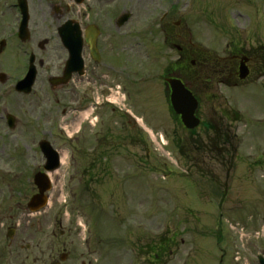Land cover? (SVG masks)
<instances>
[{
    "label": "rangeland",
    "instance_id": "obj_1",
    "mask_svg": "<svg viewBox=\"0 0 264 264\" xmlns=\"http://www.w3.org/2000/svg\"><path fill=\"white\" fill-rule=\"evenodd\" d=\"M110 11L112 15L116 11L132 13L122 34V46L127 52L126 63L134 68L137 86H133L136 91L124 105L134 103L135 115L145 118V125L155 132L154 141L146 131L150 141H130L131 125L121 128V121L113 119L107 109L86 117L84 111L71 112L66 107L70 106L72 92L56 97L44 77L39 78L31 95L9 91L24 56L5 54L0 59V72L8 74L6 82H0V190L9 195L13 186L19 201L29 183V193L33 194V175L45 163L39 151L41 140L50 141L64 157L61 168L51 177L48 207L30 216L31 248L30 253H24L29 256L26 264H49L58 251L56 260L61 253H68L65 264H258L257 256L264 251V231L258 220V213L264 211L263 200L255 203L254 210L250 205L255 200L253 192H259L253 181L263 174L254 171L249 154L258 155L264 149V81L231 89L214 86L205 91L193 76L188 78L201 98L200 116L204 121L218 123L223 109H216L221 105L239 110L244 117V123L234 124L233 131L242 146L237 151L239 161L233 180L215 169L221 185L227 181L225 186L230 189L222 212L229 220L236 217L230 221L232 230L226 219L220 228L221 211L215 205L216 195H212L215 189L204 188L214 185L201 177L208 167L204 160H197L198 168L189 170L178 155V141L161 145L156 140V134L173 139L187 132L170 123L165 97L157 88L160 82L154 78L179 56L176 47L170 48L165 40L169 45L174 39L191 42L196 54L210 63L228 52L225 47L229 44L264 41V0H112ZM85 88L82 82L78 90L83 93ZM93 90L96 94L102 89ZM6 114L17 118L15 129H9ZM195 133L206 137L204 128ZM120 134L126 141H117L116 145L111 141L112 148L99 145ZM195 142L184 141L181 152L193 151ZM103 151L113 155L111 172L121 173L90 180L85 170L90 156L98 159ZM165 161L169 167L162 166ZM260 197L264 199V193ZM249 212L255 214L251 223ZM256 232H260V239ZM163 233L171 243L166 252L157 254L153 248Z\"/></svg>",
    "mask_w": 264,
    "mask_h": 264
},
{
    "label": "flooded vegetation",
    "instance_id": "obj_2",
    "mask_svg": "<svg viewBox=\"0 0 264 264\" xmlns=\"http://www.w3.org/2000/svg\"><path fill=\"white\" fill-rule=\"evenodd\" d=\"M22 1L28 9V23L26 25L23 23L22 9L19 5L20 0H0V59L5 54L16 57L18 54L24 56L19 62L18 80L25 77L32 66L36 70L34 87H36L39 78L44 77L48 88L52 90L50 78L62 76L67 60V52L58 35V29L67 21H71L69 30L75 33L80 29L84 38L89 35L96 45V53L93 54L90 46L84 43L82 55L85 60L86 74L84 76L74 74L68 85L61 86L53 92L55 96L57 97L63 92H72L73 97L70 103L74 105L73 107L76 110L82 106L80 101L87 106L92 103L93 94H95L93 89L96 87L103 90V93H101L103 97H107L117 90L120 94L125 93V102L132 99L137 85L135 84L136 79L133 77L134 68L131 64L126 63L127 52H125L126 48L122 46V34L125 33L126 24L121 27L117 25L118 18L124 11H116L112 15L110 11L112 0ZM179 25L180 23H177L178 27ZM189 48L188 42H183V45L178 44L177 53L179 56L177 60H174L171 66L165 68L163 75L159 77L158 87L163 91L166 108L169 109L170 113L174 111L170 103L171 87L166 80L180 79L187 87H190L184 75L190 69ZM241 68H245L249 72L246 80L240 79ZM209 71L213 73L206 75V79L209 82L217 81L219 87L226 85L239 87L250 80H264V42L234 45L227 53L218 58L217 64ZM7 79L8 76L4 80ZM106 80H109L110 83H107ZM82 82L86 83L83 93L78 90ZM133 86L135 89H133ZM130 89H133L132 94H130ZM99 92L101 91L98 90ZM57 101L59 103L61 99L58 98ZM100 108L102 110L109 109L113 116L121 121L120 126L122 128L126 124V120L136 127V124L128 117L124 109L106 106L105 104L101 105ZM224 108L225 106L221 105L216 111ZM136 134V137L132 139L133 141H144L139 135L141 132L137 127ZM117 137V141H126V138H122L121 134ZM112 157L101 154L96 159L94 155H91L86 170L88 178L93 180L100 177L104 178L105 175L110 178L111 175L116 177V174H120V170L111 172ZM206 157L207 155L204 158ZM210 157L218 158L219 156ZM251 157L253 158L254 171L263 174L264 149L261 154L256 155L254 153ZM187 159L190 161V155H187ZM204 162H207V160L204 159ZM205 166L208 165L205 164ZM101 171L100 175L98 172ZM215 173L211 166L206 167L203 172V174L214 177L216 179L214 182L217 184L219 181H217L218 177ZM27 186V189L19 196V201H15L13 197H10L9 201L0 202V264H26L29 260V256L24 254L25 251L30 253L28 243L30 240V211L27 204L30 200V184L28 183ZM259 191H264V189L261 188ZM258 214V220L262 224L264 222V211ZM58 253L59 251L51 256L49 264L59 263L56 260ZM67 259H69V255H67Z\"/></svg>",
    "mask_w": 264,
    "mask_h": 264
},
{
    "label": "water",
    "instance_id": "obj_3",
    "mask_svg": "<svg viewBox=\"0 0 264 264\" xmlns=\"http://www.w3.org/2000/svg\"><path fill=\"white\" fill-rule=\"evenodd\" d=\"M129 17L130 14L123 15L118 24L123 25L129 19ZM65 30L66 26L60 31L64 45H66V47L70 51V59L68 61V64L66 65V78L64 79L67 80L72 72H82L84 65L82 55H80L82 53L83 46L80 30H78V33L76 34L71 31L66 32ZM27 80L28 81H24L19 85V91H23L24 93L31 92L33 81L29 80V78ZM171 82L173 87L171 103H173V106L177 111L176 113L182 116L183 123H185L189 128H195L199 125V120L195 117V111L197 110L198 102L196 101L192 93L188 91L180 81L176 80ZM40 147L41 151L47 158V165L45 166L46 170L50 171L56 169L59 166V155L57 151H55L52 145L46 140L40 143ZM48 181L49 179L45 174H36L35 183L38 186L40 192L32 198V201L30 203V207L33 211H37L45 206L46 197L44 194L46 191L48 192L51 187L50 182ZM262 264H264V261H262Z\"/></svg>",
    "mask_w": 264,
    "mask_h": 264
},
{
    "label": "bare ground",
    "instance_id": "obj_4",
    "mask_svg": "<svg viewBox=\"0 0 264 264\" xmlns=\"http://www.w3.org/2000/svg\"><path fill=\"white\" fill-rule=\"evenodd\" d=\"M83 115L86 117L88 115V113H84ZM51 177H53V174L51 175Z\"/></svg>",
    "mask_w": 264,
    "mask_h": 264
}]
</instances>
